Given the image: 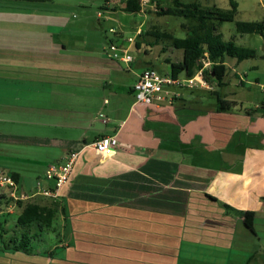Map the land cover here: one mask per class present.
<instances>
[{"label": "crops", "instance_id": "0c3cea01", "mask_svg": "<svg viewBox=\"0 0 264 264\" xmlns=\"http://www.w3.org/2000/svg\"><path fill=\"white\" fill-rule=\"evenodd\" d=\"M147 2L146 15L153 8ZM69 6L64 0H0V141L26 146L29 172L41 168L43 176L80 152L58 197L38 195L23 204L54 207L52 225L15 222L14 234L33 237L30 252L6 248L0 264H182V257L184 264H217L221 254L222 264H264V102L234 98L239 86L264 88L260 77L247 74L259 66L226 60L224 87L232 78L239 83L233 94L220 92L235 103L227 112L217 111V101L206 102L218 91L216 82L211 92L178 90L172 103L159 107L137 104L133 87L150 61L127 65L106 52L88 56L71 49ZM139 41L140 48L128 40L122 45L150 53ZM256 59L264 61V52ZM246 66L242 77L238 69ZM122 67L132 83L123 81ZM84 88L100 93L84 97ZM111 137L120 152L103 158L91 145ZM18 170L9 174L18 176L20 190L36 192L29 172ZM248 211L255 213L253 231L244 225ZM4 213L9 218L16 211ZM46 234L55 236L54 244L34 240ZM37 242L42 245L34 250Z\"/></svg>", "mask_w": 264, "mask_h": 264}, {"label": "rangeland", "instance_id": "374dc122", "mask_svg": "<svg viewBox=\"0 0 264 264\" xmlns=\"http://www.w3.org/2000/svg\"><path fill=\"white\" fill-rule=\"evenodd\" d=\"M56 1V0H53ZM67 2V31L66 36L68 38L67 44H71L69 47L71 49L81 52L79 54H90L94 53L97 55H102L108 50L109 45L112 43L115 44H125L129 38L144 39L143 45H146L147 52L145 54L142 50L133 48L132 55L136 60L147 59L150 61L151 68L156 70L162 75H167L172 72V63L171 61H166L170 58L173 62L183 59V51L180 49H175L172 45H169L168 41L156 42L155 33H169L175 38L184 39L187 36L192 34V29L196 25V22L192 19H187L180 16H160L158 11L160 8L173 7L172 0H149L153 8L146 9V13H130L126 12L121 8L122 0H64ZM146 2V0H144ZM185 4L199 3L205 9H220L221 11H229L231 9L230 0H181ZM150 2H147L148 4ZM214 2L217 5L211 4ZM239 9L234 22H224L219 23L217 21H211L208 23L209 27H214L218 34L223 36L225 41H232L238 46L255 49L257 51L264 52V37L258 34H247L242 36L237 32L236 22L237 21H264V0H237ZM150 5V4H149ZM58 8L51 7V11H56ZM98 13H101V17H97ZM188 27V28H187ZM190 28V29H189ZM141 29L142 36L138 37L137 31ZM145 31V32H144ZM70 41V43H69ZM148 42V44H146ZM137 43V41H136ZM141 45V41H139ZM137 47V46H136ZM152 49L150 50V48ZM166 49V50H165ZM162 53L160 54V52ZM74 51V52H75ZM164 51V52H163ZM70 52V51H69ZM228 60H232L228 58ZM247 62L253 66H259L258 69H238V72L242 75L244 71H247L249 78H258L260 77L264 81V61L257 59L247 60ZM122 77L123 81L133 82V77L127 72L125 67H122ZM183 76V75H182ZM244 75H242L243 77ZM231 79V78H230ZM122 85V84H121ZM239 85L238 80L232 78L231 85L224 87L223 89L217 88L218 92L231 93L239 90L237 86ZM242 90L238 91L240 95L234 98H242L246 102H264V88H258L256 86H239ZM113 89V88H112ZM174 89V88H173ZM118 96L124 95L121 91V88L118 89ZM175 91L181 89H174ZM93 91V92H92ZM211 92V91H210ZM100 91L96 92L94 89H85L83 90L84 97H92L95 94H99ZM126 95V94H125ZM86 100V98H84ZM216 98L209 96L206 100L207 104L215 105ZM91 106V102H86L85 104ZM19 131L22 129L18 128ZM2 144V145H1ZM0 149L3 150V157L6 155L8 161L0 158V168H3L2 171H6L7 174L10 171L18 170L23 175L32 170V166H29L31 157H28L27 150H24L26 146L22 144H11V143H2L0 141ZM25 154V155H24ZM24 155V156H21ZM9 157H19V163L16 164ZM20 158L24 159L23 161ZM29 159V160H28ZM13 161V165L12 162ZM28 160V161H27ZM28 162V164H27ZM56 164V163H54ZM31 165V164H30ZM5 166V167H1ZM30 167V168H28ZM18 168V169H17ZM38 169V168H37ZM43 169L39 168L38 171H32L28 173L29 179L31 180V186H34L33 190L38 191L37 183L39 181H46L42 173ZM24 190V189H23ZM25 192V190H24ZM10 206V205H9ZM9 206L4 203H1L0 206V253L3 250H6L7 246H10L11 240L15 235L22 236L21 232H16L14 234L15 222L18 221V216L21 213V210L13 209L16 213L9 218L6 217V210L9 213ZM10 215V214H9ZM33 230V229H31ZM35 230V229H34ZM33 230V231H34ZM35 232V231H34ZM28 235H30L28 233ZM31 236V235H30ZM34 237V240L38 238L41 240L45 239L47 247L51 243H55V236L50 238L46 235L41 237ZM32 237V236H31ZM33 238V237H32ZM40 243H36L34 250L40 247ZM14 245L12 244V247ZM201 253H204L200 251ZM220 253L215 252L214 256H218ZM194 256V255H192ZM198 259V258H197ZM217 264H222V254ZM182 264H184V258L182 257ZM235 264V263H233Z\"/></svg>", "mask_w": 264, "mask_h": 264}, {"label": "trees", "instance_id": "16d2710c", "mask_svg": "<svg viewBox=\"0 0 264 264\" xmlns=\"http://www.w3.org/2000/svg\"><path fill=\"white\" fill-rule=\"evenodd\" d=\"M124 1V11L130 13H140L142 11L141 0ZM172 3L173 7H161L158 14L160 16H180L196 22V25L191 30L192 34L184 39L175 38L167 32L154 34L157 43L168 41L169 45L183 51V61L178 64H172L171 74L174 77H179L184 73L187 77L192 78L202 68V60H209L213 64L209 80L213 84L216 82L218 88H222L226 85L229 71V68L225 64L228 58L235 59L241 63L258 57L257 50L238 46L232 41H225L223 36L216 32L214 27L208 26V23L211 21L219 23L234 22L238 13L237 0H230L231 9L229 11H221L215 8L205 9L199 3L185 4L181 0H172ZM236 27L237 32L242 36L258 34L264 37V21H237ZM140 36H142V33ZM136 44L137 48L141 47L138 41ZM212 94L216 97L218 112L230 111L235 104L224 99L218 91H213ZM12 177L19 182L16 174H13ZM208 197L213 200L212 197ZM4 202L7 206L10 205V201ZM4 202L3 199H0V206ZM19 207H23V211L18 218L17 224L22 228H29L33 224L49 227L56 216V209H53L54 207H43L35 203H28L25 206H23V203H19ZM254 222L255 213L246 212L244 214V225L250 231L254 229ZM32 239L29 235H23L20 240L13 238L10 246H7V248L13 251L29 253ZM12 244L14 245L13 247Z\"/></svg>", "mask_w": 264, "mask_h": 264}, {"label": "built area", "instance_id": "2783aa9c", "mask_svg": "<svg viewBox=\"0 0 264 264\" xmlns=\"http://www.w3.org/2000/svg\"><path fill=\"white\" fill-rule=\"evenodd\" d=\"M142 4L146 3L141 0ZM101 16V13H99ZM139 30L137 35H141ZM128 42L134 44L135 38H129ZM108 57L114 61L132 65L135 61L131 49L111 43L106 50ZM202 68L192 78L174 77L171 73L162 75L154 69L143 71L134 84V98L137 104L159 107L163 103H172L177 91L174 89H196L203 88L213 90L214 84L209 80L212 63L209 60H202ZM174 88V89H173ZM96 153L103 158H112L119 154L120 142L116 137L102 138L91 145ZM80 156V152H71L67 160L62 165H52L45 171V179L52 183L50 187H44L42 181L37 183L38 191L31 194L24 193L20 190L19 183L12 175L0 172V199L10 201V209H16L19 203H27L38 195L43 197L56 198L60 189L70 180L75 164Z\"/></svg>", "mask_w": 264, "mask_h": 264}]
</instances>
